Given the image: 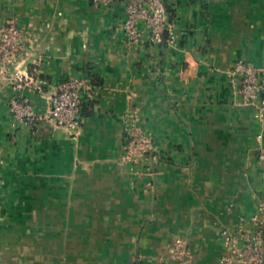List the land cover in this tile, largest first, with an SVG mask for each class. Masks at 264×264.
<instances>
[{"label": "crops", "instance_id": "crops-1", "mask_svg": "<svg viewBox=\"0 0 264 264\" xmlns=\"http://www.w3.org/2000/svg\"><path fill=\"white\" fill-rule=\"evenodd\" d=\"M164 2L175 40L159 47L129 42L125 0H0V31L24 35L0 62V264H176L179 238L217 264L221 230L264 200L261 126L227 74L264 67V0ZM71 77L90 81L77 130L13 119L12 97L48 115ZM134 115L153 139L141 166L122 159Z\"/></svg>", "mask_w": 264, "mask_h": 264}, {"label": "built area", "instance_id": "built-area-1", "mask_svg": "<svg viewBox=\"0 0 264 264\" xmlns=\"http://www.w3.org/2000/svg\"><path fill=\"white\" fill-rule=\"evenodd\" d=\"M120 0H92L97 8H106ZM126 19L123 30L131 44L162 46L175 40L174 25L170 21L164 0H125ZM168 35L166 42L164 34ZM24 35L12 19L0 31V62L13 64L24 52ZM231 78L233 94L241 103L255 110V118L261 126L257 135L259 161L264 163V67H257L245 60H237L227 71ZM19 75V74H18ZM20 79L24 75H19ZM33 80V77H29ZM45 84L46 82L40 81ZM90 89L88 78L71 77L60 82L50 100L48 115L39 114L27 99L12 97L9 111L16 122L24 127L35 128L46 119L55 126L74 131L79 128V115L84 92ZM126 144L123 161L141 166L153 150L152 136L146 131L137 116L123 123ZM148 175H152L147 167ZM257 200V196H255ZM223 254L217 264H264V200H258L255 212L240 215L234 226L223 228L220 233ZM167 257L177 264H195V256L188 241L177 239L166 251Z\"/></svg>", "mask_w": 264, "mask_h": 264}, {"label": "trees", "instance_id": "trees-1", "mask_svg": "<svg viewBox=\"0 0 264 264\" xmlns=\"http://www.w3.org/2000/svg\"><path fill=\"white\" fill-rule=\"evenodd\" d=\"M166 6V9H167V12H168V15H169V18H170V21L172 22L174 19H175V13H174V10H172L169 6ZM168 39V35L165 33L164 34V41L166 42V40ZM257 159L259 160V155H258V152H257ZM174 262V261H173ZM176 263V262H175ZM177 264V263H176Z\"/></svg>", "mask_w": 264, "mask_h": 264}]
</instances>
